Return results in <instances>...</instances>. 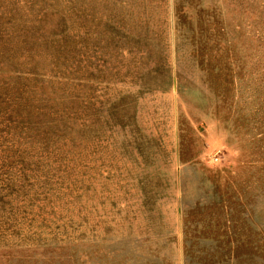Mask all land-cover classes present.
Returning a JSON list of instances; mask_svg holds the SVG:
<instances>
[{"label": "rangeland", "instance_id": "obj_1", "mask_svg": "<svg viewBox=\"0 0 264 264\" xmlns=\"http://www.w3.org/2000/svg\"><path fill=\"white\" fill-rule=\"evenodd\" d=\"M0 264H264V0H0Z\"/></svg>", "mask_w": 264, "mask_h": 264}]
</instances>
